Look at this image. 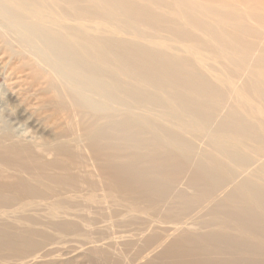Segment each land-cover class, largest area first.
<instances>
[{
  "label": "rangeland",
  "instance_id": "1",
  "mask_svg": "<svg viewBox=\"0 0 264 264\" xmlns=\"http://www.w3.org/2000/svg\"><path fill=\"white\" fill-rule=\"evenodd\" d=\"M44 1H47L48 6L51 5L48 0ZM167 5L172 8L168 3ZM9 6L12 5L9 4ZM119 16L125 21L134 19L133 15L129 16L124 13ZM165 16L174 17L171 14ZM178 24H180V20L177 19L172 26L176 27ZM172 26L171 28H173ZM59 28L61 29V27ZM9 36L0 31V264H264V198L262 197L260 203H257L254 197L246 199L245 195L238 193L234 196L227 195L232 189H237L245 180L250 183L257 194L264 193V174L261 172V169H264V152L258 151V149L264 150V145L261 148V145L257 146L246 140H234L229 137L227 146L242 156L254 155L256 167L247 168L248 171L242 173L237 180H232L229 184L230 187L224 191H221L218 187L216 189L209 188L207 183V185L203 183L188 188L191 181L189 178L192 175L190 173L192 167L198 165V167L201 166L202 169H205L210 164L209 160L216 162L215 165L209 168L213 170H209V172L213 173L214 176L221 174L224 169L229 171L236 169L225 157L219 154L215 146L217 140L221 139L223 135L227 137L226 133L222 131V128H224L222 120L225 117L226 110L219 109L214 112L215 114L204 111L201 114V120H206L208 123L207 127H210L214 132L219 131L218 133L211 134L207 131L204 133L205 129L195 122L199 126L188 127L192 134H187L180 126L176 128V121L164 116L162 111L170 108L176 115L179 114L185 116L184 119H189L187 113V115L184 114L172 105H168L169 107L163 105L155 107L151 103L154 97H158L157 99L160 98L159 100L167 103V100L163 99H166V95L179 92L175 86V79L171 80L169 78V81L160 71L159 65L163 56L173 55L176 59H188L187 52L174 49L175 47L185 50L182 44L172 43L169 48H154L144 39L136 41L133 36L124 35L123 37L132 40V43H138L149 52L154 50L159 54L153 58L144 56V63L135 59L136 51L118 52L120 53L118 57L122 61L139 71V78L132 72L128 73V77H126L127 75L124 77L127 80L122 82L134 86V88L131 87L134 90V95L137 96L139 103H142L138 106L140 109L106 108L102 111H92L75 107L78 113L88 115L89 126L93 123L89 128L90 131H87V133L90 132L89 136L93 137L100 133L98 137L100 142L105 143L102 144L106 147L104 148L106 158L115 161L110 163L113 170L111 169L109 172L117 177V179L114 177L113 181L116 180L118 187L121 188L116 191L117 193L115 192V195L110 192L95 191L93 192L95 200H91L85 195L90 191V188L86 187L85 183L83 184L85 180H89L86 171L89 170L87 167L89 162L82 148L76 121L74 118L71 119L72 113L69 114V106L62 97H59L58 93L56 95L57 90H60L61 87H59L58 82L46 78L44 70L30 59L29 51L16 47L10 38L11 36ZM98 36L100 35H93V39H98ZM109 36L114 37L111 34ZM114 38L123 39L122 36ZM251 41L255 42L254 40ZM102 49L101 51L107 50L106 48ZM81 52L85 53V51ZM83 58L93 64L97 61L86 54ZM145 64V68H151L154 75H151L152 73L149 75L147 72L142 74L144 66L140 65ZM102 68L109 73V65ZM203 74L209 81H211L210 78H214L207 71ZM148 81H155L158 86H152ZM164 81L170 86L174 85V91L178 90V92L168 93V90L162 89L159 85ZM231 90L232 88H229L227 94L228 100L230 99L228 103L231 101L233 103H229L231 107H239L240 111L237 110L241 121L252 125L259 124L256 122H260V120L264 121L262 113H260V116L259 114L252 116L250 115L251 108L244 109L241 105L239 106L241 104L240 100L234 103L230 98V95L232 96ZM156 91L159 94H156ZM191 96H194V94H191ZM149 99L152 101L150 102ZM94 100L98 101V98L95 97ZM99 101H102V99H99ZM168 103L170 102L168 101ZM237 103L239 104L237 105ZM144 104H149L152 111L142 110ZM70 108L74 113V108ZM96 112L101 115H97ZM135 114L138 115L135 116ZM106 115L108 117L114 116L113 118H107ZM141 118L142 121L139 122ZM131 119L135 120L132 121ZM148 119H150V126L144 123V120L147 121ZM166 120L170 122L167 123ZM219 120L220 122H217ZM116 121L120 122L117 123ZM220 124L221 128L219 127ZM155 127L158 129V134H160L156 138L153 136V134L155 135L153 132ZM169 127H172V129ZM110 128L111 130L113 128V130L111 131ZM115 128H119V131ZM229 128L233 132L234 129ZM161 130L170 133L177 140H186V148L177 149L175 147L171 154H165V156L161 153L156 154L160 156L156 157L157 162L155 161L158 166H167L171 161L176 163L174 170H167L169 173L165 169L163 170V175L172 177L171 179L167 177L168 183L164 185V194L157 197L159 189L155 188L154 190L147 185L134 187V191L129 189L127 186L132 181V176L121 169H123L122 164L126 161L124 158L130 155L135 158V155L142 154L140 150L143 147L154 146L155 144L157 146V143L160 148L161 146L162 148L163 146L166 147L168 144L171 146L170 139ZM134 131H137V136H130L131 133H135ZM100 135L103 136L100 137ZM189 135L197 136L203 142L195 141L196 139L191 138ZM153 139L157 140L154 141ZM45 141H48V143ZM156 146L150 148L154 149ZM19 147L20 150H18ZM7 148L12 151L10 156L4 157L2 151ZM51 149L54 150L53 154L47 152ZM122 150L123 152H121ZM191 151L192 155H190ZM19 155L22 157H19ZM174 158L176 161H174ZM54 159L56 160L54 161ZM143 165L146 168L145 172L151 167V163L148 161H145ZM22 167L24 168L22 169ZM42 167L47 168L45 170ZM64 173L70 174L69 176L66 174L68 179L72 178V180L80 182V186L76 185V191L70 185L68 189H64L65 191L61 189L59 194L57 192L55 194L32 179V176L50 179ZM200 175H202V171H200ZM12 177L19 182L24 181L23 183L26 185H33V187L39 188L40 191L44 190L47 196H55L50 201H69L65 204L70 205V208L59 209L58 212L63 213L54 215L48 204L43 201L34 203L31 206L19 205V200L23 198L20 191L25 187L13 184L10 179ZM186 181L187 183H184ZM70 189L72 192L68 191ZM18 195L21 197L20 199ZM249 212L254 214L250 219L247 215ZM71 226L74 229L77 227L78 231H70Z\"/></svg>",
  "mask_w": 264,
  "mask_h": 264
},
{
  "label": "bare ground",
  "instance_id": "2",
  "mask_svg": "<svg viewBox=\"0 0 264 264\" xmlns=\"http://www.w3.org/2000/svg\"><path fill=\"white\" fill-rule=\"evenodd\" d=\"M48 1L51 3L50 6H48L47 1L44 0H0V27H2L0 28V31L8 36L10 35L11 37H9L13 40L16 47L29 51L31 57L30 59L44 70V76L46 78L48 77L49 79L59 83L58 85H60L59 87L61 88L60 90L57 88V92L55 91L56 95L58 93L60 95L59 97H62L69 106V114L72 113L71 119L73 120L74 118V120L76 121L82 148L84 150L85 157L89 162V164H87L89 170H86L88 176L87 179L89 180H85L83 182V184L85 183L86 187L90 188V191L85 194L86 197L91 198V200H95V195L93 194V192L95 191H104L108 193L110 192L112 195H115V192L121 188L118 187V183L116 182V180L113 181L114 177L116 179L117 177L113 176L112 172H109V170L112 169L110 163L115 161H111L106 158V152L104 149L106 147L103 146L105 143L100 142L98 137L100 133L93 137L89 136L90 132L87 133V131H90L89 128L93 125V123L89 126L88 124L90 120L88 119V115L85 113H78L75 110V107L79 109H89L92 111H102L106 108L139 110L140 108H138V106H140V104L142 103H139L137 96L134 95V90L131 88H134V86H129L128 84L126 85L124 84V82H122L124 80H127L124 77L128 73L132 72H134L133 74L137 76V78H139V71H137L138 69L131 68L125 61H122L121 58L118 57V54H120L118 52L128 50L136 51L135 59L144 63V56L147 58H153L154 56L159 55L152 49H150L152 51L149 52L138 43H132V40L126 39L125 37H123L124 35H131L135 38L136 41H141L142 39H144V41L148 42V44L152 45L154 48H169L172 43H179L183 45L181 46L185 50L181 48L177 49L175 47L174 49L181 52H187L188 59H176V57H174L173 55L163 56L159 65L160 71L163 75H165V77H167L168 79L171 78V80L175 79V86L179 90V92L178 90L174 91V85L170 86L164 81L159 85L162 89L168 90V93H178L168 94L166 95V99L162 97L164 100H167V103L159 100L160 98L157 99L158 97H154V99L151 97V99H153V101L151 100L152 102L149 99V101L154 104L155 107H161L162 105H172L173 107L181 110L184 114H188L190 118H185V120V116L183 117L178 113V115H176L170 108V110L164 109L162 111L164 116H167L168 118L176 121V128L180 126L183 130L186 131L187 134H192L188 127L191 128L196 126V122L205 129L204 133L205 131H207V133L210 132L211 134L218 133L219 131L214 132L210 127H207L208 123L206 120H201V114L204 111L214 113L219 109L226 110V114H224L225 117L222 120V123L224 124L222 125L225 129L222 128V131L226 133L227 137H224L223 135V138L221 136L222 138L220 137L221 139L217 140L218 142L215 144V146L219 154L225 157L228 162L233 165V167H236V169H232V171H229L223 168L224 170L221 171V174L217 173L218 176H214L213 173L209 172V170H211L209 168L215 165L216 162L213 160H209L210 164H208L207 168L205 167V169H202L200 165V167H198V165L194 168L192 167V172L190 171L192 175L189 178L191 181L188 184V188L207 183L208 185H206L209 188L216 189L218 187L221 191H224L225 189L230 187L229 184L232 180H237V178L242 173L248 171L247 168L256 167V158L254 155L242 156L238 152L231 150L227 146V144L230 137L234 140H246L253 143L254 145H261V148H263L264 121L260 120V122H256L255 120H253L256 123H259L255 125L244 123L243 121H241V118H239L240 114L238 112V110L240 111L239 107H231L230 105L233 104L231 101L229 102L231 103L229 105L228 101L230 99L228 100L227 94L229 88H232V96L230 95V98L232 101H234V103L240 100L241 104L237 103V105H241V107H243L244 109L248 107L251 108L254 113L251 111L250 115L254 116V114H259L260 116V113H262L264 116V0ZM167 3L172 8H170ZM9 4H11L12 6L10 7ZM121 13L129 16L133 15L134 19H132V21H125L119 16ZM167 14H171L174 17L171 18L169 16H165ZM177 19L180 20V24H178L176 27H173L172 25ZM171 26L173 28H171ZM59 27H61V29ZM95 34L100 35L98 36V39H93V35ZM109 34L114 35V37L122 36L123 39H115L114 37L109 36ZM251 40H254L255 42L253 43ZM102 48H106L107 50L101 51L103 50ZM81 51H85V53ZM85 54L90 58H95L97 61H95L94 64L89 63L88 60H85L83 58ZM105 65L110 66L109 73L102 68ZM140 66H144L142 68V74H145L144 72H147L149 75L151 73V75H154V72L151 68H145L146 64ZM205 71L211 73L214 76V78H210L211 81L205 78L203 74ZM208 75L210 76V74ZM126 77H128V75ZM145 78L146 76L143 79L145 80ZM213 80L216 81L214 82ZM128 82L130 81L128 80ZM148 82H150L152 86H158L155 81ZM157 93L158 92L156 91V94ZM191 94H194V96H191ZM188 95L189 97H187ZM95 97L98 98V101L94 100ZM99 99H102V101H99ZM168 101L170 103H168ZM70 107L74 108V113L72 112V109ZM142 110H148L150 112L152 111V109L150 110L149 108V104H144ZM148 111L146 112L148 113ZM96 114L101 115L97 112ZM153 114L155 115V113ZM221 114L223 113L221 112ZM137 115L135 114V116ZM113 116L109 117L113 118ZM106 117L109 118L107 115ZM151 117L153 118V116ZM220 120L217 122H220ZM140 121H142V118L139 120V122ZM166 121L167 123L170 122L168 120ZM149 122L150 119H148L147 121L144 120V123H147L148 126H150ZM102 127L104 128V126ZM219 127L221 128V124ZM229 127H232L234 129L233 132L232 130H229L231 129ZM119 128L115 129L118 130ZM92 129L94 128L92 127ZM144 129L146 128L144 127ZM170 129H172V127ZM136 132L131 133L130 136H137ZM153 132L155 133V135L153 134L155 138L158 135L160 136L156 127ZM162 132L170 139L172 147L168 144V146H163V148L160 145V148L158 147L157 143V146L156 144L154 145L156 146L154 149L150 148L154 147L152 145H149V147H143L140 150L142 151V154L135 155V158H133V155L126 156L124 158V160L126 161L122 164L123 169L121 170L127 172L132 176V181L129 183V186H127L129 189H133L134 187H139L141 185H147L154 190L155 188L159 189V193L157 192V197H160V195L164 194V185L168 183V178L171 179L172 176L168 177L165 174L163 175V170L165 169L167 171L173 169L176 163L171 161L169 165L166 164L167 166H158L157 163L155 164V161L156 157L160 156L156 154L161 153V155L164 154L165 156V154H171L174 151L173 148L175 147H177V149H184L186 148V140H177L176 138H173L170 133H165L164 131ZM223 132L221 133L223 134ZM102 136L100 135V137ZM189 136L193 139H196L195 141H202L197 136ZM157 139L153 140L156 141ZM45 142L48 143V141ZM134 147L136 148V146ZM18 150H20V147ZM54 150L51 149L47 152L52 153L54 152ZM11 151V149L7 148L2 151V155L4 157L8 155L10 156ZM258 151L264 152V150L262 149H258ZM121 152H123V150ZM20 153L23 154L25 152ZM111 153L113 154V152ZM28 154L30 153L28 152ZM20 155L19 157H22ZM190 155H192V151ZM55 160L56 159H54V161ZM145 161L151 163V167H149V170L146 172L144 171L146 170L145 165H143ZM174 161H176L175 158ZM44 165L46 164L44 163ZM23 168L24 167H22V169ZM46 168L44 169L46 170ZM200 171H202V175H200ZM261 172H263L264 174V169H261ZM66 174L64 173L50 179H47L45 177H35L32 176V174L31 176L32 179L37 181V183L41 184L42 186L44 185L48 191H51L55 194L56 192L59 194L61 192V189H68L70 185L71 188L75 189L76 191V187L80 186V182H77V180H72V178L68 179ZM10 179L13 184H18V186L20 185L21 187H25V189H22L21 191L19 190L20 187L18 188V190L23 195L22 199H20L21 197H19L18 195L20 199L19 205L31 206L34 203L43 201L48 204V206L50 207L49 209L53 212L54 215L56 213H63L58 212L59 209L64 210L70 206L65 204L69 201H50L51 198L55 196H47L44 190L40 191L39 188L33 187V185L30 186L29 184H27V186L23 183L24 181L19 182L13 177ZM184 183H187V181ZM241 189L244 190L243 193ZM68 191L72 192L71 189ZM237 193L245 195L246 199L254 197L256 200L255 202L257 203H260L262 197L264 198V193L257 194L255 190L252 189L250 183L246 180L241 183V185H239L237 189H232L227 195L234 196L237 195ZM247 215L248 219H250L254 214L253 212H249L247 213ZM70 231L76 232L78 230L77 227L74 229L71 226Z\"/></svg>",
  "mask_w": 264,
  "mask_h": 264
}]
</instances>
